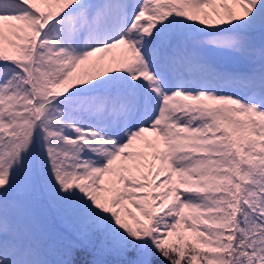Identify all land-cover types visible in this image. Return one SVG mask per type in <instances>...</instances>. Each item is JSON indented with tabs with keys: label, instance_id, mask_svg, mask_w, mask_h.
<instances>
[{
	"label": "snow or ice",
	"instance_id": "obj_1",
	"mask_svg": "<svg viewBox=\"0 0 264 264\" xmlns=\"http://www.w3.org/2000/svg\"><path fill=\"white\" fill-rule=\"evenodd\" d=\"M0 264H264V0H0Z\"/></svg>",
	"mask_w": 264,
	"mask_h": 264
}]
</instances>
